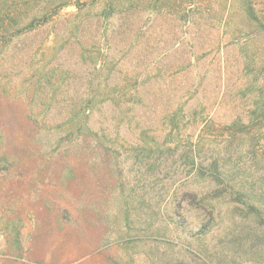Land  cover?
Returning a JSON list of instances; mask_svg holds the SVG:
<instances>
[{
    "label": "rangeland",
    "instance_id": "rangeland-1",
    "mask_svg": "<svg viewBox=\"0 0 264 264\" xmlns=\"http://www.w3.org/2000/svg\"><path fill=\"white\" fill-rule=\"evenodd\" d=\"M107 1L0 47V264H264V28L241 0Z\"/></svg>",
    "mask_w": 264,
    "mask_h": 264
},
{
    "label": "trees",
    "instance_id": "trees-1",
    "mask_svg": "<svg viewBox=\"0 0 264 264\" xmlns=\"http://www.w3.org/2000/svg\"><path fill=\"white\" fill-rule=\"evenodd\" d=\"M99 0H92V3H96ZM236 0H230V6H234V2ZM194 3L197 2V0H193ZM242 6L244 7L245 12L248 14L249 18L260 24L264 28V22L261 21L259 18V15L257 14L256 10L254 9L252 5L251 0H241ZM71 4V0H0V47L7 46L11 42L14 41L15 38L28 33L30 31L38 29V27H41L44 24L49 23L55 14L65 7H68ZM29 8V9H27ZM32 8V9H31ZM124 12L123 9H119V7L116 5L114 0L107 1V7L103 10L102 14L104 18H110L112 17L113 13L115 12ZM113 100H115L113 98ZM117 100V99H116ZM116 104H120V102H116ZM262 111V114L264 115V107L260 109ZM174 127L176 130H180L178 126H180L177 122H174ZM235 126H238L237 129H240L241 132L245 136L252 137L255 140L261 139L257 135H252L251 126L244 125L243 123H235ZM261 131V129L259 130ZM258 143V142H257ZM256 144L253 145V150H255ZM149 153L156 152H163L162 147L154 148H148L147 149ZM254 153V152H253ZM254 163V162H253ZM210 169L219 168V161H213L209 164ZM214 170V169H213ZM210 172V171H209ZM214 172V171H213ZM232 171H230L231 173ZM211 174V173H210ZM214 174V173H213ZM212 176H215L213 175ZM245 181L249 182V178H247L244 175ZM247 190V189H245ZM237 191V196L242 199H249V201H246L245 204L248 206L250 210H257L260 212L262 208L257 204L252 202L251 197H253L251 193H254V189L249 193L248 191ZM236 192V191H235ZM261 197H264V192ZM203 209H205V206L203 205ZM214 209L210 211L209 214V223L203 224V227L200 229L199 234L204 233L205 231L210 230V224L214 221ZM173 215L177 216L176 213Z\"/></svg>",
    "mask_w": 264,
    "mask_h": 264
}]
</instances>
